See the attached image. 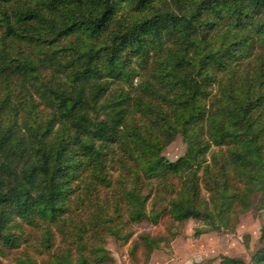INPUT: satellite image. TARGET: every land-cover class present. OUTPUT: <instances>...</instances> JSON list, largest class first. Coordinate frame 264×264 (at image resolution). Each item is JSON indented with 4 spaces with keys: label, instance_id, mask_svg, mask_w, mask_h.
<instances>
[{
    "label": "trees",
    "instance_id": "trees-1",
    "mask_svg": "<svg viewBox=\"0 0 264 264\" xmlns=\"http://www.w3.org/2000/svg\"><path fill=\"white\" fill-rule=\"evenodd\" d=\"M251 210L264 0H0V264H114L108 238L147 264ZM219 264H264V223Z\"/></svg>",
    "mask_w": 264,
    "mask_h": 264
},
{
    "label": "rangeland",
    "instance_id": "rangeland-1",
    "mask_svg": "<svg viewBox=\"0 0 264 264\" xmlns=\"http://www.w3.org/2000/svg\"><path fill=\"white\" fill-rule=\"evenodd\" d=\"M185 151V145L177 137L163 151L168 160H175ZM264 211L251 210L239 217V224L233 233H207L194 238L197 224L188 220L168 248L152 252L147 264H219L222 256L237 257L248 262L251 252L256 248ZM151 227L138 228L137 232L153 231ZM106 249L114 259V264H132L128 258L129 244L123 245L112 238L105 243Z\"/></svg>",
    "mask_w": 264,
    "mask_h": 264
}]
</instances>
